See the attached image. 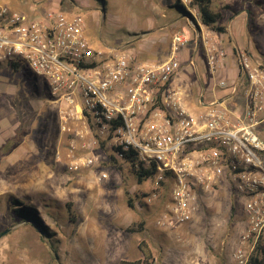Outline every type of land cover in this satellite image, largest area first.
<instances>
[{
    "label": "rangeland",
    "instance_id": "1",
    "mask_svg": "<svg viewBox=\"0 0 264 264\" xmlns=\"http://www.w3.org/2000/svg\"><path fill=\"white\" fill-rule=\"evenodd\" d=\"M34 1L47 10L54 3L57 12L81 16L94 47L108 46L138 61L168 59L174 34L185 28L193 39L200 25L197 12L181 0H20ZM209 7L221 18L223 13L217 23L234 32L238 44L233 46L264 64L257 50L260 45L264 52V0H212ZM192 43L181 51L183 65L173 81H188L192 95L209 94L203 56L194 55L196 72L186 66ZM61 108L25 63L17 60L11 68L0 62V264H118L141 258V242L155 264H235L232 255L245 225L241 199L215 192L203 200L193 222L172 231L156 228L163 206L159 197L145 202L152 182L138 183L126 163L113 162L107 143L92 145L94 138L84 134L81 122L70 121L64 130ZM85 153L96 157L95 165L72 172L68 155ZM15 200L34 208L48 235L41 236L32 222L14 219Z\"/></svg>",
    "mask_w": 264,
    "mask_h": 264
},
{
    "label": "built area",
    "instance_id": "2",
    "mask_svg": "<svg viewBox=\"0 0 264 264\" xmlns=\"http://www.w3.org/2000/svg\"><path fill=\"white\" fill-rule=\"evenodd\" d=\"M46 15L38 19L0 2V62L22 61L42 77L62 107L64 130L70 121L81 122L84 134L94 138L92 145L107 143L118 161L131 153L129 164L150 173L145 202L159 197L163 206L156 228L172 231L193 222L203 200L215 192L241 199L245 225L232 257L235 264H247L264 232V64L238 50V75L229 83L220 76L227 53L200 25L193 39L185 28L174 34L168 59L148 62L94 47L81 16ZM190 42L186 66L196 72L195 56L201 54L209 77L204 85L210 92L228 91L224 97L192 95L188 81H173ZM68 156L72 172L96 163L90 153Z\"/></svg>",
    "mask_w": 264,
    "mask_h": 264
},
{
    "label": "trees",
    "instance_id": "3",
    "mask_svg": "<svg viewBox=\"0 0 264 264\" xmlns=\"http://www.w3.org/2000/svg\"><path fill=\"white\" fill-rule=\"evenodd\" d=\"M103 1V0H99ZM104 2V1H103ZM210 3L211 0H191L190 2V8L194 9L198 16L199 20L204 26L212 31L218 32V33H224L223 26L217 25V20L221 18V13H215L212 12L210 9ZM176 7L180 10H182V13L186 14L187 17H189L195 24L197 21L183 8V5L178 4ZM104 8V7H103ZM11 68H16V64L9 62L7 63ZM122 162L126 163L128 168L130 169L131 174L137 178L138 183H142L145 178L150 173L142 174L140 172V169H136L134 166L130 165L129 163L133 162V159H130L131 153H126L124 155ZM110 159L113 162H118L113 156H110ZM134 200L132 198H129L127 201V204L129 207L133 208ZM14 207H13V217L15 220H19L22 222H32L33 225L38 227V230L41 234V236L48 235L47 229L45 225H43L42 220L40 219L39 214L34 210V208L31 205L24 204L22 201L15 200L13 201ZM128 231L134 232L135 230L130 228ZM138 249L142 254V257L133 261H124L121 260L118 264H155L152 260V255L150 251L145 247V244L141 242L138 245ZM247 264H264V243L261 241L257 244L255 249L252 250Z\"/></svg>",
    "mask_w": 264,
    "mask_h": 264
},
{
    "label": "crops",
    "instance_id": "4",
    "mask_svg": "<svg viewBox=\"0 0 264 264\" xmlns=\"http://www.w3.org/2000/svg\"><path fill=\"white\" fill-rule=\"evenodd\" d=\"M0 2H1V4L6 5L12 11H18L19 13H26V14L32 15V16H34V14H36V13L48 14L49 12H55V10H56V5L54 3L52 4V8L50 10H47V9H45V6L43 5V3L39 4L38 1H34L35 3H33V5L22 4L20 2V0H0ZM222 18H223V13H222ZM221 19H219V20H221ZM219 20H217V22ZM234 21H235V18L234 17L231 18L230 22L233 23ZM198 23L200 24V27L202 29H204V31H208V33H210V36L214 35L213 37L215 38V40H217L220 43V45L223 46V48L225 49V51L227 53V57H226L225 62H224V70H221L220 75L221 76L223 75L222 77H227L230 80L229 83H231L232 81H235V79L238 75L235 53L238 50H241L243 52H246V53L253 55L254 57H255V55L253 53H251L249 50L241 49L238 46L235 48L233 46V44L234 43H235V45L238 44L237 40H236V35L234 34L233 31H231L227 27L223 26V24L217 23V25L223 26V28H224V33H218V32H215V31H212V30L206 28L204 26V24H202L201 22L198 21ZM169 46H170V44H169ZM257 50L259 51L261 56H264L263 48L260 45L257 46ZM227 93H228V91L216 90V91L210 92V96L222 98ZM263 134H264V122L260 126V140L264 144Z\"/></svg>",
    "mask_w": 264,
    "mask_h": 264
},
{
    "label": "bare ground",
    "instance_id": "5",
    "mask_svg": "<svg viewBox=\"0 0 264 264\" xmlns=\"http://www.w3.org/2000/svg\"><path fill=\"white\" fill-rule=\"evenodd\" d=\"M122 49V48H121Z\"/></svg>",
    "mask_w": 264,
    "mask_h": 264
}]
</instances>
